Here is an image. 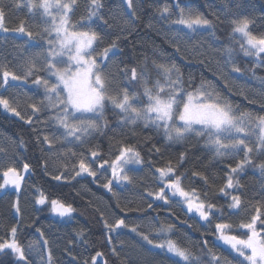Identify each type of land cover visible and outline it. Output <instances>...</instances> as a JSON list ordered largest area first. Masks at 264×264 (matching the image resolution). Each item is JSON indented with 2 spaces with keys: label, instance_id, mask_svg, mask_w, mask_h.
Instances as JSON below:
<instances>
[{
  "label": "trees",
  "instance_id": "trees-1",
  "mask_svg": "<svg viewBox=\"0 0 264 264\" xmlns=\"http://www.w3.org/2000/svg\"><path fill=\"white\" fill-rule=\"evenodd\" d=\"M19 2L21 0H0V4L8 8L5 27L15 29L23 21L26 28L39 37L47 27L44 17L38 10L29 13L26 6L14 7V4ZM77 3L78 7L71 16L73 24H78L81 16L86 14L89 0H77ZM103 3L101 16L103 20L108 21V25L93 18L91 28L101 32L103 36L98 51L113 42L116 43V47L109 52L105 61L107 75L113 81V87L110 89L112 93L128 87L127 78L123 74L125 69L135 67L139 73L146 62L151 86L158 78L151 63L154 60L158 64H175L186 81L191 78L193 86L201 80L209 82L220 95L234 106H238L241 112L264 115V108L261 106L264 103V95L256 97L244 90L232 88L224 78L221 79L222 72L215 71L207 63L209 57L221 59L223 66L230 70L235 63L242 72L233 73L243 83L258 81L264 85V64L257 63L256 58L246 57L240 51V37L232 35L230 23L233 19L246 16L253 21L250 31L264 35V0H135L133 5L136 6V20L129 15L124 0H103ZM165 4L172 9L173 19H178V4L186 11L190 10L193 14L203 15L213 21L214 27L210 29L198 28L195 33L184 29L185 42L190 50L196 52L195 59L190 58L180 47L177 52L173 48L174 43L162 32L160 25L167 26L168 22L161 20L157 9ZM46 39L37 38L31 43L39 47H32L23 34L13 31L0 32V54L7 70L22 76L24 61L30 57L35 59L36 54L44 50ZM229 47L234 49L231 61H228L225 51ZM36 62L39 67L40 60L37 59ZM39 74L48 78L43 71ZM32 79L34 77L27 81L10 82L11 86H16V90L0 87V95L5 94L26 119L31 117L33 120V124L29 125L0 106V170L9 166L21 168L23 163L30 165L19 196L20 215L13 207L17 199L16 191L7 189L1 192L0 189V238H7L8 230L17 226V238L25 246L26 255L32 264H46V260L42 258L46 257L49 249L53 264H85V261L91 264V257L97 252L102 253V256L97 258L96 264H177L180 258H173L164 250L153 249L142 240L145 247L137 245L131 254L124 252L121 248L126 246L128 241L123 240L125 237L122 234L131 233L129 227L111 233L112 239L109 242V233L104 221L113 223L107 213L108 209H112L114 214L119 219L124 218L126 223L134 218L165 217L167 219L162 223L174 226V230L169 234L170 238L181 246L190 247L195 255L203 258L202 241L207 240L209 248L227 257L231 264H237L234 256L217 241L214 224L221 221L215 216L211 218L212 223L208 224L201 221L198 214L189 213L180 202L178 208H172L170 201L165 204L162 201H154V198L146 200L144 196H148L149 191H158L161 186L151 171L154 174L156 168L171 162L176 167L177 174L183 173L182 184L185 188L195 189L202 199H207L218 207L224 206V220L237 224L242 220L237 217L238 214H233L227 209L228 200L219 193V188L226 182L228 165L235 166L242 155L218 157L207 144L206 138L195 133L180 140H168L162 128L145 124L143 120L135 124H121L120 116L111 109L110 104L105 110L104 118L97 121L101 125L106 121L107 127L102 126L92 132L83 144L69 143L63 139V130L51 119L55 115L54 110L32 114L29 105L44 99L43 88L33 85ZM50 83H55V80H50ZM134 90L142 91L141 85L136 84L129 88L130 92ZM240 92L244 95H240ZM144 103H147L146 98ZM43 135H48L54 140L53 147L37 139ZM122 145L134 147L143 159L139 166L128 167V175L132 178L130 184L117 185L113 182L111 192L104 188L103 185L112 177L110 173L108 177H102L107 165L104 169H98L99 159L92 163L93 169L97 170L95 178L84 174L72 179L74 173L70 170L80 158H88L92 162L89 150L98 151L103 159L110 161L113 152ZM71 152L76 155H70ZM62 153L64 155H61ZM182 154L183 161L180 159ZM254 162H264V156L254 157ZM61 173L67 179H53ZM194 173L200 175H193ZM2 182L3 176L0 172V183ZM239 182L242 189L234 193L241 196L243 204L248 207L264 204V172L258 167H247L239 175ZM41 191L49 202L60 200L71 204L75 212L71 217L54 215L50 203H36ZM100 200L106 202V206L110 208L106 210ZM261 210L264 211V208ZM81 232L83 237L78 235ZM233 234L243 235L240 230ZM132 235L139 236L133 232ZM44 240L48 242L46 245L42 244ZM28 245L37 246L40 255L29 252ZM112 248H115L119 255H114ZM204 259L207 264V259ZM0 264H16V260L10 254H0Z\"/></svg>",
  "mask_w": 264,
  "mask_h": 264
},
{
  "label": "snow or ice",
  "instance_id": "snow-or-ice-1",
  "mask_svg": "<svg viewBox=\"0 0 264 264\" xmlns=\"http://www.w3.org/2000/svg\"><path fill=\"white\" fill-rule=\"evenodd\" d=\"M124 3L133 20L138 19L133 0H124ZM22 5L27 7L29 13L38 10L44 17L47 27L42 30V35L39 37L34 35L26 28L23 21L15 29L10 30L5 27L8 8L2 4H0V30L23 34L32 47H39V45L31 42L37 38L46 37V45L41 53L36 54L35 59L30 57L24 61L22 76L7 70L6 67H0V87L6 89L11 86L10 81H27L34 77L31 82L38 88H43L44 99L29 105L32 114L54 110L55 115L51 119L59 129L63 130V139L69 143L83 144L92 132L99 130L102 126L107 127L106 121L103 125L97 121L104 118L105 110L110 104L111 109L120 116L119 123L121 124H135L143 120L145 124L162 128L168 140H180L188 134L195 133L197 136L206 138L207 144L213 148L218 157L242 155L235 166L228 165L226 182L219 188V193L228 200L226 207L231 213L238 214L242 210L241 196L233 194L242 189L239 175L247 167H258L261 172H264V162L259 164L254 162V157L264 156V115L241 112L238 106H234L220 95L209 82L201 80L199 84L193 86L194 82L191 78L186 81L183 73L175 64H158L154 60L151 63L158 78L151 83V86H149L146 62L139 73L135 67L125 69L123 74L127 78L128 87L112 93L110 89L113 87V81L104 73L101 65L108 59V54L116 47V43L113 42L102 51H98L103 36L101 32L91 28L93 18L102 20L104 25H108V21L103 20L101 16L104 8L103 0H89L86 14L81 16L78 24H73L71 21V16L78 7L77 0H21L15 3L14 7L20 8ZM157 12L161 20L173 25L184 26L188 30L214 27L212 20L200 14H193L190 10L186 11L178 4L176 12L178 19H171L173 12L167 4L158 8ZM230 23L232 24V35L240 37V51L246 57L256 58L257 63L264 64V35H257L250 31L253 21L245 16L233 19ZM173 48L177 52L180 51L177 44H173ZM225 51L228 61H231L234 49L229 47ZM37 59L40 60L39 67ZM58 65H64V67ZM41 71L45 72L47 79L39 74ZM231 71L241 73L242 69L233 63ZM52 79L55 83H50ZM136 84L141 85L142 91L130 92L129 88ZM239 94L244 95L243 92ZM144 98L147 100L146 104ZM137 105H142V107ZM0 106L27 124H33L31 117L26 119L21 111L3 95H0ZM261 106L264 108V103ZM37 139L49 147L54 146V140L48 135L38 136ZM20 144L22 146L23 141ZM118 153L114 160L109 161L103 159L98 151L89 150L92 163H96L97 159L100 160L97 165L98 169H104L105 165L111 169L112 178L103 185L109 192L112 191L113 182L117 185L131 183L132 178L125 171L127 165L143 163L140 152L134 147L122 145ZM69 154L76 155L74 152ZM180 159L183 161V154ZM29 170L30 165L23 163L22 171L27 173ZM154 171L157 182L161 186L158 191L148 193L150 198L165 204H168L170 197L177 198L178 202L186 205L189 213L195 212L201 221L208 224L212 223L211 218L215 216L221 221L214 224L217 240L220 246L225 247L234 256L237 264H264V211L261 210L264 204H258L255 207V214L247 222L240 221L237 224L226 222L224 206L218 207L207 199H202L201 194L195 189L186 190L182 185L183 173L177 174V169L171 162ZM0 172L3 176L0 189L11 187L18 194L24 179L21 170L15 166H9ZM73 172L72 179L82 174H87L92 178L97 176V170H94L83 157L76 165H73ZM193 175L200 174L194 173ZM53 179L60 181L67 177L61 173ZM203 179L207 180L206 177ZM36 203L39 205L50 203L51 211L60 217H71L75 212L71 204L60 200L49 202L42 191ZM13 207L19 213L18 199ZM104 226L109 233L107 237L109 242L112 239L111 233L129 227L124 218L117 219L113 223L105 220ZM173 230V225L163 223L159 228L150 229L158 237H164L157 241L150 238L148 233L139 231L137 227H131V232L137 233L140 239L151 248L164 250L173 258H180L177 264H205L204 258L207 259V264H231L227 257L209 248L207 240L202 241L203 258L195 255L190 247H183L170 238L169 234ZM236 230H240L243 235L233 234ZM17 233V226H12L8 230L7 238H0V254L12 255L16 264H32L26 255L25 246L17 238ZM78 235L83 237L82 232ZM47 243V240L42 241L43 245ZM28 249L29 252L40 255V249L37 246L28 245ZM112 252L114 255H119L115 248H112ZM100 256H102L100 252L92 256L91 264H96ZM42 259L46 260V264H53L50 249L46 257ZM85 264L89 262L85 261Z\"/></svg>",
  "mask_w": 264,
  "mask_h": 264
},
{
  "label": "rangeland",
  "instance_id": "rangeland-1",
  "mask_svg": "<svg viewBox=\"0 0 264 264\" xmlns=\"http://www.w3.org/2000/svg\"><path fill=\"white\" fill-rule=\"evenodd\" d=\"M133 1H135V0H133ZM133 6H134V8L136 10V6L135 5H133ZM171 19H173V18L171 17ZM166 24H167V26L166 25H160L161 30L164 33V35H166V37L171 42H173L174 44H177L180 48H182V50H184L186 52V54L190 58L195 59L194 57H196V52L193 51V50H190L188 48V44L185 42V40H186L185 38L186 37H185V34H184V29H186V28L184 26H180V25H173V24H171L169 22L166 23ZM189 31H191L192 33H195V30L194 31L193 30H189ZM0 32H4V31L3 30H0ZM224 61H227V60H224ZM207 63L215 71L222 72L223 78L225 79V81L232 88L238 89V90H244L245 92L251 93L252 96H256V97H259L260 95H264V85H261L260 83H258V81H246L245 83H243L241 81V79L237 75H235L229 68H226V67L223 66V61L221 59L217 60L216 58L209 57L207 59ZM58 66L59 67H64V65H58ZM101 66H102V68L104 70V73L107 75V68H106L105 61L102 63ZM0 67H6L5 61H4V59H3V57H2L1 54H0ZM10 82H13V81H10ZM14 82H18V81H14ZM20 82H22V80ZM8 88H9V90H16V86H8ZM3 96H5V94H3ZM77 115H79V114H77ZM118 150L116 152H113V155L111 157V160H114L115 159V156L119 154L118 153ZM85 159H86V162L87 163H90L91 165H94V164H92V162L90 161V159H88V158H85ZM133 165L139 166L140 164H130V165H127L126 168H125V171L127 172V174H128V171H129V168L128 167H131ZM17 169L21 170V174L24 176V179H25V176L28 174L29 171L27 173H24L22 171V167L21 168H17ZM70 171L73 172V168ZM109 173L111 174V169H110V167L107 166V169L105 171H103V173H102V177H108ZM151 173H152L153 176L156 177V174L155 173L153 174L152 171H151ZM82 175H84V174H82ZM24 179L22 181L20 191L17 194V199L18 200H19V196H20L21 191H22V186H23V183H24ZM7 189H12V190L15 191V189H13L11 187H8L6 189H1V192H4ZM185 189L186 190H189L187 188H185ZM233 194L235 195L234 192H233ZM144 198L146 200H150V197L149 196H144ZM17 199H16V201H17ZM100 201L103 204V206L106 208V210L108 208H110V207L106 206V204H107L106 202H103L102 200H100ZM169 201H170V204H171V207L172 208H174V207L178 208L179 207V205H178L179 202H178V199L177 198L170 197ZM19 207H20V205H19ZM183 207H184V209H187L186 205H183ZM254 209H255L254 206L248 207L247 205L242 204V210L239 211L238 215L237 214L236 215H237L238 218H240V220H242L244 222H247L250 219V217L252 216L251 214L254 213ZM107 213L109 214V217H110L111 221L114 222L115 220L119 219V217L116 216V214H114V212L112 211V209H108L107 210ZM192 213H195V212H192ZM17 214L20 215L21 212L19 211V213H17ZM54 215L58 216L55 213H54ZM134 219L131 220V221H129V222H127L130 231H131V227H133V226L136 225V227L138 228L139 231L148 233L150 235V238H152L154 240H157V241L161 239V238L156 237L155 236L156 234L154 232H151L150 229H152V228H159L160 225H161V223L163 221H166L167 218L163 217L162 219H156L155 217H148V218H140V219L137 218L135 220ZM122 236L125 237L123 240L128 241L127 242V245L126 246H122V248H121L126 253L131 254L133 252L134 246H137V245H141V247H145V245L141 241L140 237L137 236V235H132V232L129 233V234L123 233Z\"/></svg>",
  "mask_w": 264,
  "mask_h": 264
},
{
  "label": "bare ground",
  "instance_id": "bare-ground-1",
  "mask_svg": "<svg viewBox=\"0 0 264 264\" xmlns=\"http://www.w3.org/2000/svg\"><path fill=\"white\" fill-rule=\"evenodd\" d=\"M3 108V107H2ZM73 168V167H72ZM4 169H6V168H4Z\"/></svg>",
  "mask_w": 264,
  "mask_h": 264
}]
</instances>
